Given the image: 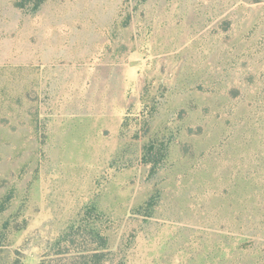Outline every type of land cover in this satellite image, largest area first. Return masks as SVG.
<instances>
[{"label": "rangeland", "instance_id": "obj_1", "mask_svg": "<svg viewBox=\"0 0 264 264\" xmlns=\"http://www.w3.org/2000/svg\"><path fill=\"white\" fill-rule=\"evenodd\" d=\"M0 264H264V0H0Z\"/></svg>", "mask_w": 264, "mask_h": 264}, {"label": "trees", "instance_id": "obj_2", "mask_svg": "<svg viewBox=\"0 0 264 264\" xmlns=\"http://www.w3.org/2000/svg\"><path fill=\"white\" fill-rule=\"evenodd\" d=\"M153 150V149H152ZM161 153L160 152H152L151 148H149L145 153V161L151 163L152 165L156 166L161 161Z\"/></svg>", "mask_w": 264, "mask_h": 264}]
</instances>
